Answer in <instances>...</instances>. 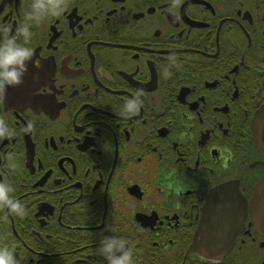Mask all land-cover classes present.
I'll return each instance as SVG.
<instances>
[{
    "label": "flooded vegetation",
    "instance_id": "1",
    "mask_svg": "<svg viewBox=\"0 0 264 264\" xmlns=\"http://www.w3.org/2000/svg\"><path fill=\"white\" fill-rule=\"evenodd\" d=\"M34 2L0 0V27L33 49L0 100V183L25 213L0 205V248L107 264L112 235L134 264H264L249 203L264 178V0H46L60 7L39 22ZM232 183L235 221L231 189L213 195Z\"/></svg>",
    "mask_w": 264,
    "mask_h": 264
},
{
    "label": "clouds",
    "instance_id": "2",
    "mask_svg": "<svg viewBox=\"0 0 264 264\" xmlns=\"http://www.w3.org/2000/svg\"><path fill=\"white\" fill-rule=\"evenodd\" d=\"M60 7L58 3L49 4L46 0H35L32 5L33 11L28 15L35 17L39 22L46 14H55ZM10 29L8 26L0 27V32L4 35L0 38V100L4 98V93L7 86H16L22 82L24 73L27 70V61L33 55V49L18 42L14 35H9ZM25 39L31 35L29 28L23 26L20 29ZM135 107V101H129L126 104L127 110ZM32 127L28 125V129ZM26 129V130H28ZM12 133L8 125L0 120V140L10 136ZM11 188L6 183H0V205L7 206L13 212L24 215L23 205L18 201H14L9 192ZM127 241L124 238L117 236H103L100 240L97 251L107 264H134L133 250L131 247H126ZM0 264H19V261L8 248H0Z\"/></svg>",
    "mask_w": 264,
    "mask_h": 264
},
{
    "label": "water",
    "instance_id": "3",
    "mask_svg": "<svg viewBox=\"0 0 264 264\" xmlns=\"http://www.w3.org/2000/svg\"><path fill=\"white\" fill-rule=\"evenodd\" d=\"M253 130H254V142L256 146L262 151L264 156V111H261L257 117L254 120L253 123ZM231 189L232 194L234 196V199L236 202L233 201V203H230L232 207L228 209L230 213L233 214V217L231 218L233 221H235L237 218L235 217V214L243 212L242 207V199L237 193V185L236 183H232V185H225L220 187L216 190L215 194L213 195H224L226 192V189ZM250 207L253 214V223L257 231L264 234V178L262 181H259V183L254 187V194L251 199ZM238 207V209H237ZM235 227V225H233ZM224 235L222 238L225 239V243H229L230 235L227 230L224 231ZM232 232V234H234ZM218 243V242H217ZM226 249L223 250H208L207 252L211 253H224Z\"/></svg>",
    "mask_w": 264,
    "mask_h": 264
}]
</instances>
